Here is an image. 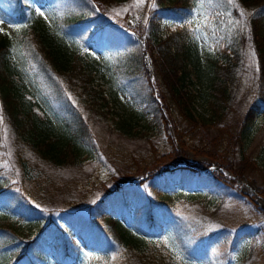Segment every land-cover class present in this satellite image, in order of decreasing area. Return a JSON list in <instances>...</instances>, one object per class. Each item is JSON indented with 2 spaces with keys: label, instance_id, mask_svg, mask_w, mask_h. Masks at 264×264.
<instances>
[{
  "label": "trees",
  "instance_id": "trees-1",
  "mask_svg": "<svg viewBox=\"0 0 264 264\" xmlns=\"http://www.w3.org/2000/svg\"><path fill=\"white\" fill-rule=\"evenodd\" d=\"M128 1L49 0L59 15L46 21L35 14L34 0H0V12L14 22L13 30L0 36V152L5 148L1 134L5 128L12 161L19 170L15 177L0 153V264H122L132 259L138 264H159L157 259H148L150 253L142 242L144 237L160 236L167 229L183 249L199 257L214 242L217 264H230L227 240L220 242L213 234L198 235L197 224L182 215L173 199L196 188L212 191L220 203L226 195L245 196L228 191L220 172L206 174L198 167L180 165L177 147L200 149L204 155L209 154L210 146L220 152L222 147L225 156L212 152L217 159L208 155L198 164L207 168L215 159L234 178L253 169L254 159L249 160L240 143L247 122L264 104V0H205V14L212 16L210 23L220 36L213 33L212 38L221 39L224 45L216 50L220 59L210 60L204 91L199 92L205 96L206 119L202 120L193 113V94L185 87L189 68L195 66L182 36L185 29L161 31L163 19L188 17L193 0H144L136 13L140 22L134 27L144 38L154 81L137 42L121 29L128 27L125 21L130 15L111 14L107 7ZM89 43L107 52L106 64L119 91L134 105L143 104L132 109L138 116L112 118L106 124L108 129L130 138L139 132H133L134 121L139 123L142 118L162 137V144L160 149L147 138V148L139 156L119 149V160L136 171H146L145 179L124 184L130 174L122 178L112 174L99 183L102 194L90 206L89 217L67 212L60 223L50 216L52 210L41 207L48 191L57 187L47 183L43 173L34 171L31 159L55 169L71 161L78 164L84 145L93 142L88 118L105 116L108 94L96 84L99 59L87 49ZM246 47L255 52L263 89L261 100L253 102L242 120L235 122L230 115L232 98L242 76ZM260 195L264 197V189ZM131 207L136 213L130 212ZM42 222L41 227L32 229ZM132 225L142 234L130 230ZM106 240L119 246V256H107V249L99 246ZM87 251L94 255L83 261L82 254ZM204 264L213 263L206 260Z\"/></svg>",
  "mask_w": 264,
  "mask_h": 264
},
{
  "label": "rangeland",
  "instance_id": "rangeland-1",
  "mask_svg": "<svg viewBox=\"0 0 264 264\" xmlns=\"http://www.w3.org/2000/svg\"><path fill=\"white\" fill-rule=\"evenodd\" d=\"M143 2L144 0H129L126 4H109L107 7L111 14L119 13L120 16L124 13L129 14L130 18L125 21V24L128 28L136 31L134 25L140 22V17L136 13L140 10ZM206 7L205 0H193L191 11L184 20L166 18L161 21L162 32L169 33L185 29L182 36L185 39V46L189 47L188 57L192 58L195 64L193 68H189L185 87L193 94L192 111L199 120L206 119L204 117L206 114V110H204L205 96H201L199 92L203 93L204 91V80L210 67V60L220 59V55L216 50L224 45L221 39L212 38L213 33L219 36V31L210 23L213 18L210 15H205ZM34 12L47 21H53L59 15V12L54 9L49 0H34ZM41 13L44 15H41ZM216 13L219 18H223V14ZM13 24L11 16L0 12V36L6 32H11ZM87 49L92 51V56L99 59L96 84L101 92L108 94L106 96L108 103L105 106L107 109L105 116L90 115V118H88L90 130L94 135L93 142L90 141L84 145L78 164H73V161H71L67 166L55 169L43 165L40 160L31 159L34 171L43 173L49 179L47 183L57 187L48 191L45 197L46 200L41 203V207L46 211L52 210L50 216L60 223H63L62 215L67 212L81 215L84 218L89 217L90 206L102 194L99 183L108 180L112 174H116L121 178L130 174L124 180V184L127 182L135 184L139 180L145 179L146 171H136L119 160L122 159L119 157L122 154L119 149H125L126 152L132 151L135 156H139L141 151L147 148V138H151L155 144L159 145L160 149L162 144V137L155 135V128L149 129L142 118L139 119V123L134 121L133 132L137 129H139V132L130 138L111 132L108 129L106 124L112 118H117L120 115L131 116V114L133 117L138 116V113L133 112L132 109H139L143 104L134 105L126 93L119 91L111 76V68L109 69L106 64L107 52L97 49L92 43L88 44ZM242 56L240 67L242 76L236 87V96L232 98L233 111L230 114L235 122H240L248 107L253 102L261 99L259 95L263 89V81L259 77L258 62L254 50L246 47ZM186 60L188 61L189 58ZM84 117H87L86 113H84ZM146 118H150V116L147 115ZM142 124L145 131H143ZM246 125V135L241 140L240 146L243 147L242 150L249 160L254 159V165L253 169L246 170L239 181L223 170L222 165L215 159H213L214 164L208 165L207 168L198 164V160L207 159L209 156L210 158H216L214 154L225 156V150L222 147L220 148L221 152L213 146L208 147L206 151L209 152V156L202 154L203 151L200 149L193 151L190 147L181 149L179 146L177 147L181 155L178 159L180 165L188 168L198 167L200 172L206 174L220 172L226 189L243 194L246 200H243L245 197H242V199L238 196L228 197L226 195L224 202L220 203L214 194H210L213 193L212 191L196 188L189 190V192L186 191L185 196L184 194L180 195L174 198L173 201L175 205L181 208L183 216L197 224L198 235L209 237L213 234L220 237V242L227 240L225 252L230 257V264H264V211L256 207L254 201L251 200L253 198L252 192L246 189V186L242 183L248 185L255 192V195L264 202V197L260 195V190L264 189V107L259 108ZM1 134L5 141V148L0 153L3 158L8 160L10 172L17 177L19 170L16 163L12 161V146L5 128L1 129ZM198 136L199 133L195 135V139ZM212 152L214 154H211ZM129 155L130 153L127 156L128 158ZM123 157L126 156L123 155ZM96 188H99L98 192ZM139 190L144 191L143 187H139ZM247 193L252 197L249 198ZM231 198H233V201H231ZM262 204L264 206V203ZM216 207L217 211L212 214L213 209ZM130 212L132 214L136 213V208L131 207ZM121 221L123 225H126L124 219H121ZM43 223L32 225V229L35 230L36 227H41ZM20 227L25 228L21 225ZM130 230L142 234V231L134 225L130 227ZM236 234L238 235L237 238L235 237ZM144 238L143 247L150 253L148 259L151 262L157 259L156 262L159 264H204L206 260H210L213 264H217V248H215L214 242L207 247L204 256L199 257L183 249L168 229L160 236ZM99 246L107 249V256L116 257L120 255L119 246L111 240H106L104 244L101 243ZM92 255H94L93 252L87 251L82 254V260L87 261ZM122 264L138 263L132 259Z\"/></svg>",
  "mask_w": 264,
  "mask_h": 264
},
{
  "label": "water",
  "instance_id": "water-1",
  "mask_svg": "<svg viewBox=\"0 0 264 264\" xmlns=\"http://www.w3.org/2000/svg\"><path fill=\"white\" fill-rule=\"evenodd\" d=\"M131 34L133 35L134 39L139 43L140 47L144 48L143 39L138 34H136L135 32H131ZM143 58H144L145 66L148 68L149 75L152 76L151 61H150V59H149V57L145 51H143ZM255 198H256V200H255L256 204L259 206V208L264 210V206L262 204L264 202H262V200L259 199V197L257 195H255Z\"/></svg>",
  "mask_w": 264,
  "mask_h": 264
},
{
  "label": "bare ground",
  "instance_id": "bare-ground-1",
  "mask_svg": "<svg viewBox=\"0 0 264 264\" xmlns=\"http://www.w3.org/2000/svg\"><path fill=\"white\" fill-rule=\"evenodd\" d=\"M164 21V20H163ZM162 27V26H161ZM163 29V28H162ZM201 64V63H200ZM146 75V74H145ZM148 77V76H147ZM148 80V79H147ZM144 81V80H143ZM146 81V80H145ZM164 112V111H163ZM167 113V112H166ZM250 188V187H249ZM252 188V187H251ZM246 189H247V187H246ZM253 189V188H252Z\"/></svg>",
  "mask_w": 264,
  "mask_h": 264
},
{
  "label": "snow or ice",
  "instance_id": "snow-or-ice-1",
  "mask_svg": "<svg viewBox=\"0 0 264 264\" xmlns=\"http://www.w3.org/2000/svg\"><path fill=\"white\" fill-rule=\"evenodd\" d=\"M117 14H119V13H117ZM41 15H44L43 13H41ZM198 30V29H197Z\"/></svg>",
  "mask_w": 264,
  "mask_h": 264
}]
</instances>
